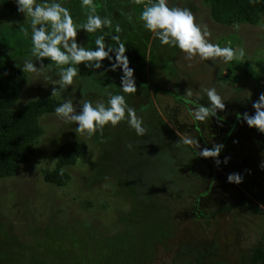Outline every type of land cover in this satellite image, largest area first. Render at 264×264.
<instances>
[{"label": "rangeland", "instance_id": "374dc122", "mask_svg": "<svg viewBox=\"0 0 264 264\" xmlns=\"http://www.w3.org/2000/svg\"><path fill=\"white\" fill-rule=\"evenodd\" d=\"M11 1V7L0 4V9L10 13L16 10L17 16L8 17L1 11L0 26L11 27L12 34L21 27L31 28L30 20L27 22L15 0ZM60 2L72 17L75 13L77 22L85 21L86 13L80 15L77 9L71 12L70 0ZM75 2L82 9L80 0ZM112 2L117 0H107ZM166 2L169 7L191 10L195 22L207 26L210 42L230 46L237 53L243 51V57L233 61L259 70L258 63L264 61V17L256 27L228 28L212 21L203 0ZM95 4L96 14L101 15L102 3L94 0ZM133 9L129 7L127 12H135ZM130 25L126 21L120 33L123 38L129 35L132 45L137 40L142 42L141 47L136 46L135 55L146 56L144 80L129 67L145 87L137 83L135 95H124L126 103L142 117L145 135L137 136L126 121H121L116 127L105 125L89 137L76 133L74 123H64L56 115L42 118L44 135L30 163L14 178L0 180V264H249L253 250L264 248V217L241 208L226 210L246 197L264 212V132L250 128L241 118L244 113L254 114L252 103L264 93V85L237 80L241 71H231L232 61L225 64L219 58L202 60L198 56L188 59L178 48L161 45L154 33L144 29L139 17H132ZM83 38L79 31L77 43L90 49V42ZM23 61L16 59L7 65L22 68ZM34 64L38 69L41 66L38 60ZM45 72L51 76L46 84L43 75L27 73L28 85L16 109L51 96L53 82L59 77L55 69ZM113 72L100 78L92 73L76 79L54 98L62 102L71 98L77 106L83 100L107 106L109 94H122V70ZM209 87H216L225 107L218 109L215 117L197 121L190 114L192 101L207 105L203 90ZM188 89L192 98L185 96ZM147 91L155 129H169L170 141L175 136L172 144L178 151L170 154L167 163L163 162V152L169 151L159 142L150 143L157 131L150 132L152 122L141 110L147 102L141 96ZM181 138L194 143L177 146ZM72 141L88 146L86 157L69 170L72 182L65 188L46 184L43 175L54 169L55 151ZM214 144L224 146L219 164L196 154ZM155 153H159L157 164L162 171L157 181L152 172H144L154 179L148 180L137 170L139 159L156 163ZM226 157L229 159L224 163ZM231 173H239L243 182L229 183ZM146 196L151 198L150 215L144 212L146 204L141 200ZM73 230L77 237L74 243L66 239ZM209 249L212 254L201 258Z\"/></svg>", "mask_w": 264, "mask_h": 264}, {"label": "clouds", "instance_id": "9594fccd", "mask_svg": "<svg viewBox=\"0 0 264 264\" xmlns=\"http://www.w3.org/2000/svg\"><path fill=\"white\" fill-rule=\"evenodd\" d=\"M17 10L26 16L27 22L31 24V55L23 61V73H37L43 75V82L46 84L55 66L58 80L53 82L55 87L51 90V96L61 94L67 86L73 84L74 78L79 75L81 64L89 69H101L102 61L106 58L111 60L110 53H115L116 63L112 65L113 70L121 69L120 93L109 94L107 106L97 103L95 106L89 100H83L79 105H74L71 98H65L62 103L55 107L54 113L64 123H74L75 132L92 136L97 130H102L105 125L116 127L121 121L133 129L137 136H144L146 128L142 117L137 115L136 110L126 103L124 94H131L137 91L134 79V70L129 67L128 58L125 55L126 49L123 43L113 48L106 47L104 36L98 35L95 38V48L89 49L77 43V33L81 30L88 34H94L104 28H110L112 21L107 17L96 14L94 0H80L82 8H88L86 21L74 23L69 8L64 7L60 0H15ZM131 22L132 17H128ZM144 29L155 34L161 45L174 46L188 59L198 56L202 60L219 58L222 63H228L234 59L243 57V51L237 53L232 47H221L219 44L210 42V32L207 26L198 25L195 22L193 13L187 8L169 7L166 0H155L150 6L145 7L140 15ZM115 31H120L117 25ZM27 35V33H26ZM119 36H113L112 40L119 41ZM44 59L51 63L45 67ZM41 61L38 69L34 61ZM56 85H59L57 87ZM207 96L208 104H199L192 101L191 115L197 121H205L209 117H215L217 110H223L225 104L222 96L216 87H209L203 90ZM192 98L193 92L188 89L185 95ZM199 98V97H198ZM254 114L244 113L242 118L250 128H256L264 132V93L259 95L258 100L252 103ZM194 141L182 139L176 144L191 145ZM128 149L132 148L127 144ZM222 144H214L211 148L205 147L196 154L202 158H212L217 164L220 163L219 156L223 150ZM198 148V147H197ZM196 148V149H197ZM229 158H225L224 163ZM264 167V165H262ZM63 170H61V175ZM227 180L231 184L239 185L243 178L239 173H231Z\"/></svg>", "mask_w": 264, "mask_h": 264}, {"label": "trees", "instance_id": "16d2710c", "mask_svg": "<svg viewBox=\"0 0 264 264\" xmlns=\"http://www.w3.org/2000/svg\"><path fill=\"white\" fill-rule=\"evenodd\" d=\"M75 1L76 0H70L69 7L71 9V12H75L77 9L81 12L80 15L86 13L87 17L89 9H78L77 3ZM98 1L99 3H102V6H100L101 16L107 17L110 20L111 12L113 11V8L116 9V6L119 5V1L121 3L119 5V8L123 5L134 8L133 10H135V12H131V15L129 14L131 17H139L141 11L147 5L150 6L155 2V0H117V3L112 2L111 4H109L107 3V0ZM203 2L210 9L212 21L223 27L237 28L242 25L256 27L261 23L264 17V0H203ZM0 4L4 5L8 9L13 5V2L11 0H0ZM96 5L97 4H95V7ZM7 9L1 8L0 12L4 11L5 13L9 14L8 17H13L15 15L17 16L16 10L13 13H10ZM73 20L74 23L78 21L75 13L73 15ZM11 29V27L0 26V180L14 178L15 176L20 174L23 166L30 163L32 157L35 154V149L44 135V129L40 124L41 119L46 116H54L55 107L62 103L61 100H58L54 97L45 96L27 103L21 109H16V105L21 98V94L28 85L29 77L26 72L23 73L20 66H8L7 63H11L12 61L14 62L16 59L23 60L26 57H29L31 55L32 44L30 38L31 28H29L28 26L21 27L18 30H15L13 34V30ZM107 30L110 31L105 30L106 32H104L103 30H101L94 34H88L84 31L83 36L85 38L83 39H86V42H90V49L95 48V38L96 36L101 34L104 36L106 47L111 45L113 48H116L118 47L119 43H123L126 49L125 55L128 58L129 66L137 70V74L140 73L139 76H141V78L139 79L144 80L143 76L145 74L146 68V56L135 55L137 54L135 49L136 46L137 48L138 46L141 47L142 42L137 40L136 42H133L132 45V42L129 43V35H126V33V38H123L120 31L118 33L115 31V26L113 24L110 28H107ZM113 36H119V41L112 40ZM145 49L146 45H143V50ZM110 56L111 60L106 58L104 61H102L103 67L101 69H89L85 67L84 64H81L80 66H78L79 75L74 79L82 80L88 74L92 73L98 74L97 78H100V76H104L105 74L111 75L110 73L113 72L112 65L116 63L115 53H110ZM42 63L45 67H47L51 63V61L44 59ZM230 65L232 67L231 71H241V74L236 78L237 80L246 79L253 81L259 86L264 85V61L258 63V71H255L248 63L243 64L240 61H232ZM84 74L85 76H83ZM121 75L123 76L122 72ZM134 79L136 85L137 83H139L140 85H143L145 87V84H142V80L141 82H138V78L136 76H134ZM133 94L131 93L130 97ZM141 98L143 100L146 98L147 100L146 105H143L144 107H142L141 110L146 111L149 116L148 119L152 122L149 124L148 128L150 129V132H154L153 130L157 131L155 129L156 125L151 119L153 115L151 113L149 114V112H152L151 110L153 108V105L151 101H148V91L145 95H142ZM168 134H171L169 129L166 128L162 130L160 128L157 131V134H154L156 135V139L150 141V143L152 144L159 142L158 144L160 147L163 146V148L169 151L168 153L166 152V154H164L165 151L163 152V155H166V157H163V162L165 163H167V161L170 162V154H175L178 151V147L173 146L172 144L174 143L173 140L175 136L173 135L172 141H170L168 140ZM87 153L88 146L82 142L72 141L61 145L53 155L55 159L54 162L56 163H54V169L44 172V182L57 188L68 187L72 182V177L69 173V170L78 166L79 161L86 157ZM155 154L156 163L150 162L147 158L139 159V162L137 163L139 165V168L137 170L141 171V175L145 174V171L152 172L151 174L153 176H156L154 178L157 181V178L160 176V172L162 171L158 170L159 164H157V159L159 158V153ZM61 170H63L62 175ZM145 179L154 180L151 179L148 174L146 175ZM145 188L148 189V191L150 189L148 188V186H146ZM262 192H264V189ZM255 197L257 198L258 196L255 195ZM150 199L151 198L148 196H146V198L144 199H141L142 202L146 204L144 212L148 213L149 215L152 208L151 203L148 202L150 201ZM90 205L92 206V204ZM238 208L249 210V212H251L253 215L264 216V212L254 204V200H252V198L244 197L242 202L230 206L226 210ZM46 232L48 234H51L49 230H46ZM55 233L58 235L60 234L57 232V230L55 231ZM55 233L53 232V234ZM71 234L72 236H68L66 239H70L72 242L77 240L74 230ZM84 241H86V239ZM204 257H206V254L201 256V258ZM254 261H262L261 264H264L263 250H256ZM78 264H80V262H78Z\"/></svg>", "mask_w": 264, "mask_h": 264}, {"label": "crops", "instance_id": "0c3cea01", "mask_svg": "<svg viewBox=\"0 0 264 264\" xmlns=\"http://www.w3.org/2000/svg\"><path fill=\"white\" fill-rule=\"evenodd\" d=\"M129 8V6H125V5H123V6H121L120 8H119V6H116V9L115 8H113V11L111 12V21H112V24L115 26V28H116V26L118 25L119 26V28L121 27V26H126V21H127V26H129V27H131V22L129 21V19H128V17H129V12H127V9ZM119 17V22H116L117 21V18ZM131 21H132V19H131ZM120 24V25H119ZM122 29V28H121ZM120 29V31H124V29H122L121 30ZM130 29H132V28H130ZM104 32H106V31H110V30H107V28H104V29H102ZM106 30V31H105ZM133 30V29H132ZM81 32V34L83 35L84 34V31L83 30H81L80 31ZM110 33V32H109ZM130 33H131V31H130ZM102 73V72H101ZM106 75V74H105ZM76 79H74V81H75Z\"/></svg>", "mask_w": 264, "mask_h": 264}, {"label": "flooded vegetation", "instance_id": "af4514ba", "mask_svg": "<svg viewBox=\"0 0 264 264\" xmlns=\"http://www.w3.org/2000/svg\"><path fill=\"white\" fill-rule=\"evenodd\" d=\"M255 204V203H254ZM256 205V204H255ZM257 207H259L258 205H256ZM259 209H260V207H259ZM263 211V210H262ZM255 216H260V215H255ZM264 217V216H263ZM214 248V247H213ZM212 248V249H213ZM212 249H209V250H207V252H206V257H208L210 254H212V252H213V250ZM258 249H261V250H263L264 251V248H262V247H256L254 250H253V252H252V255H251V258H250V263L249 264H261L262 263V261H258V262H255L254 261V258H255V254H256V250H258ZM208 251H209V253H208ZM228 255H229V257H231V251H229L228 252ZM206 257H204V258H206Z\"/></svg>", "mask_w": 264, "mask_h": 264}]
</instances>
